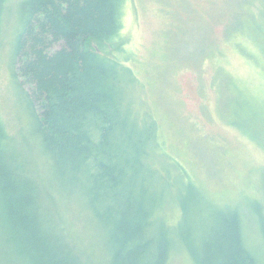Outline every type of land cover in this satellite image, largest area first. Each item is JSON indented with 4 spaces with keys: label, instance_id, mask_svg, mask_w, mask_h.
Masks as SVG:
<instances>
[{
    "label": "trees",
    "instance_id": "16d2710c",
    "mask_svg": "<svg viewBox=\"0 0 264 264\" xmlns=\"http://www.w3.org/2000/svg\"><path fill=\"white\" fill-rule=\"evenodd\" d=\"M124 1H21V30L11 53L23 59L19 69L30 82L25 106L32 116L31 133L40 138L38 150L48 155L51 173L66 190L84 200L92 215L90 239L109 264H168L177 247L194 264H257L237 208L217 211L207 224H193L198 212L191 194L200 192L176 159L168 155L167 163L186 183L179 187L176 178L161 176V186L153 187L157 169H146L147 146L165 151L156 120L136 123L127 94L136 79L115 56L124 51ZM7 9L8 0H0V49ZM58 42L60 47L51 51ZM20 139L7 136L0 118V249L5 260L91 264L96 254L89 253L81 237L69 235L54 215L60 217L52 192L40 183L43 178L24 166L22 152L30 146ZM168 194L180 209L175 225L161 213L168 204L158 205ZM202 213L209 217L211 212ZM72 226H67L71 232Z\"/></svg>",
    "mask_w": 264,
    "mask_h": 264
},
{
    "label": "rangeland",
    "instance_id": "374dc122",
    "mask_svg": "<svg viewBox=\"0 0 264 264\" xmlns=\"http://www.w3.org/2000/svg\"><path fill=\"white\" fill-rule=\"evenodd\" d=\"M21 1L8 0L1 25V121L8 137L27 140L24 166L43 178L40 183L52 192L60 217L54 215L73 224L72 232L61 225L96 254L91 264H109L90 239V210L51 173L48 155L38 150L40 138L31 133L32 116L25 106L31 86L19 69L23 59L11 53L21 30ZM121 22L124 51L115 56L136 79L127 91L137 113L133 117L138 125L156 120L165 151L147 146L146 169H157L153 187L161 186V176L176 178L179 187L186 183L167 163L168 155L176 159L200 192L191 194L198 212L193 224H207L217 211L237 208L254 246L248 249L257 264H264L258 219L264 213V0H125ZM59 47L54 43L51 51ZM175 203L169 194L158 202L168 204L157 213L171 225L180 218ZM202 211L211 213L203 217ZM4 253L0 249V264H10ZM168 264L194 263L177 247Z\"/></svg>",
    "mask_w": 264,
    "mask_h": 264
}]
</instances>
